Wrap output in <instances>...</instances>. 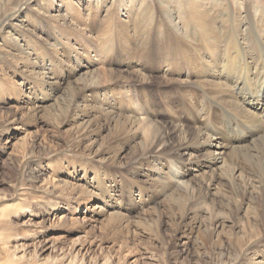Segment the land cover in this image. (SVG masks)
Segmentation results:
<instances>
[{"label":"bare ground","instance_id":"1","mask_svg":"<svg viewBox=\"0 0 264 264\" xmlns=\"http://www.w3.org/2000/svg\"><path fill=\"white\" fill-rule=\"evenodd\" d=\"M31 1L0 0V24L8 22L3 45L20 69L15 76L34 84L22 87L14 78L12 94L0 85V97L32 91L12 119L44 115L91 164L109 167L78 169L58 159L46 185L83 186L89 201L102 197L96 222L108 231L118 219L127 223L115 226V238L125 236L120 247L139 232L116 202L138 210L154 202L155 217L138 224L149 235L161 238L167 212L176 234L232 245L264 264V6L81 0V12L74 0H38V16L59 44L52 46L38 36V21L16 16Z\"/></svg>","mask_w":264,"mask_h":264},{"label":"rangeland","instance_id":"2","mask_svg":"<svg viewBox=\"0 0 264 264\" xmlns=\"http://www.w3.org/2000/svg\"><path fill=\"white\" fill-rule=\"evenodd\" d=\"M80 1L74 0L76 4L72 6L84 12V2ZM255 1L264 6V0ZM38 9V0L25 2L20 5L16 16L22 14L30 21H38V36L45 38L52 46L59 45L48 35L49 32L52 34V30L46 20L38 16ZM77 17L81 23L86 20L83 16ZM5 24L8 22L0 24V53L3 50L8 55H0V85L2 90L7 89L6 92L11 95L10 87L14 78L22 87L32 88L34 84L21 80L22 76H15L14 70L20 69L12 65L14 51L10 46L3 45L6 35L1 30ZM72 32L74 45L80 49L77 43L80 36ZM91 32L95 34L97 29ZM65 57L67 60L68 56ZM4 58L5 61H2ZM46 63L49 64V61ZM157 82L155 80V85ZM31 94L32 91H29L6 99L0 97V264H256V259L251 261L250 255L240 253L232 245L227 244V248L221 249L210 242L201 244L196 240V235L189 236L188 232L176 234L167 212H164L165 223L160 239L144 232L138 224L144 219L155 217L150 206L154 202L148 203L142 210L133 209L132 203L128 201L119 199L116 202L122 207L125 205L119 211L130 218L129 222L139 232L136 239L129 238L128 246L120 247L125 236L116 239L114 231L118 228L115 226L127 223L118 219L116 224H119L108 231L100 222H96L93 210H100L103 203L98 201L102 197L89 201V196L81 188V185H85L81 181H75L81 187H76L74 191L65 188L55 190L46 185L45 182L54 172V161L58 159L65 162L64 158H69L78 169L109 167L94 160L95 163L91 164L92 158L83 156L70 143L67 132H64L66 130L56 132L47 124L44 115L34 121L22 118L23 112L12 119L10 112L22 105V101H26ZM115 170L110 167L108 171ZM68 173L61 176L73 180V176ZM95 188L97 184L92 187ZM104 208L108 209L107 206Z\"/></svg>","mask_w":264,"mask_h":264}]
</instances>
